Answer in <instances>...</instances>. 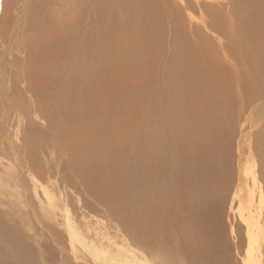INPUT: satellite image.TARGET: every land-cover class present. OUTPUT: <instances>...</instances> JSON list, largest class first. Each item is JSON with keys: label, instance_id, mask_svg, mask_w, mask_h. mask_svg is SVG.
<instances>
[{"label": "bare ground", "instance_id": "1", "mask_svg": "<svg viewBox=\"0 0 264 264\" xmlns=\"http://www.w3.org/2000/svg\"><path fill=\"white\" fill-rule=\"evenodd\" d=\"M194 2L196 26L183 0H29L15 42L24 6L0 0V191L27 175L43 212L57 183L106 206L112 242L65 213L95 264H264V0ZM14 222L0 213V264H39Z\"/></svg>", "mask_w": 264, "mask_h": 264}, {"label": "rangeland", "instance_id": "2", "mask_svg": "<svg viewBox=\"0 0 264 264\" xmlns=\"http://www.w3.org/2000/svg\"><path fill=\"white\" fill-rule=\"evenodd\" d=\"M35 1L36 0H32V4ZM201 1H203V0H201ZM205 1H207V2L208 1H214L213 3L214 4L216 3V0H205ZM219 1H221L220 4L222 5V7H221L222 9L220 11L218 10V12H219V14L224 16L225 15L224 11H225V8L227 6L226 4H227L228 0H219ZM18 2L22 6H24L23 7L24 11L23 12L20 11V15L22 17L18 18L19 23L18 22L16 23V28L12 27V28H14L13 31L15 32V34L13 35V39H15L14 40L15 42L19 38L22 39V35L27 34L30 31V28H27V26L25 24L26 21L23 23V20H26L27 17L29 18V15H30V9H28V8L31 5H29L30 4L29 0H18ZM183 3H185L188 6V9L184 10L182 12V14L184 13L183 18H184L185 22L188 24L190 21L193 24V26H196L200 22L199 20L201 17H200V12L198 11L197 6L195 5L194 0H183ZM47 6L49 7L50 11H55V10L60 9V4H57L55 2H49L47 4ZM18 10H21V7H19ZM25 11H27V12H25ZM22 26H24V27H22ZM16 29L18 30V32L15 31ZM20 29H21V31H20ZM16 33H17V35H16ZM18 36H21V37L18 38ZM16 38H18V39H16ZM15 42H14V44H16ZM14 44H12L14 46L13 47L14 49L12 48V50H13L12 55L17 56V53L15 54L14 52H17L16 46L18 45V43L16 44V46ZM2 49L3 48L0 46V52L2 51ZM22 113H25V112H22ZM1 118H2V116H1ZM1 118H0V121H1ZM20 120H22V117ZM36 122H37V124H43V121L41 119H36ZM12 135L13 134H11L10 136L12 137ZM9 139L11 140V138H9ZM13 139H14V137H13ZM0 142H1V137H0ZM8 147L9 146L7 144L6 145L3 144V147H0V148L4 149V151L0 149V151H1L0 152V163L3 166V170H5V169L7 170L8 164H5V163H8V160H9L8 157H11V152L13 151V148L11 151L10 149H8ZM5 151L8 152V154H6V156L4 154ZM5 157H7V159H5ZM10 163H11V161H10ZM1 165H0V173L2 172ZM10 167H11V165H10ZM14 170L16 172L19 171V168L17 165L14 167ZM28 178L30 179V177H28L27 175H24V178H23L24 180L21 181V183H23V187L26 189V192L23 189H20L19 194H18V190L16 192V190L14 189V185H12V184H11V187L14 189L13 192L11 193L12 196H10V194L6 190H3L2 192L0 191V213L1 212L4 213V212L8 211L10 213V216H14V219H15L14 223L17 224V226L22 230L21 232H22V234H24V238H25L24 240H26V242H28L30 245H32L35 249H38L41 247V250L43 252L44 257H42V259L38 258L39 264H95V262L93 261V259L89 255V253L85 252L84 250L79 249V250H76V252H72V249L70 248V245L68 243L67 232L65 230V213H70L71 217L74 219V221H76L75 223L77 225V224H79V222H81V220H83V219H81L80 214H82V213L86 214L88 212L90 215V216L88 215V218H90L93 222L96 221L91 226V233L94 236H96L95 234H97L98 237H102L105 234V236H108V238L110 239L109 240L110 242L115 241L116 237H114V236H116V234L119 235V230H121L120 226L118 225V221L111 215V213H109V210L106 208V206H104L103 204L98 203L96 201L94 202L93 199L85 198L80 193V191L76 188V186H77L76 184L71 185V186L65 185V187H64L61 184L59 186V184L57 183L55 185L54 195H55V198L57 199L56 201H58L57 203H59L60 205L58 204V207L53 211H49L48 213L43 212L42 211L43 208L41 206L45 205V202L42 205H40V203H39V200L42 197V186L40 185L37 187V189H36V191L38 192V196H37L35 194L33 184L30 182V180ZM3 183L4 182H0V188L3 187L2 186ZM61 186H62V188H61ZM19 195L22 197L21 202H22V199L25 200L27 198V200H28L26 203L27 205L23 204V205H21L22 207L20 206L21 210H20V208H18V206L15 207V204H17V197ZM15 200H16V202H15ZM89 200H91L92 203ZM12 202L15 203L14 206L12 205L13 204ZM85 202L90 203L89 205L91 207L85 205ZM92 204H94L96 206H93ZM99 207H101V208L98 209ZM235 208H236V205L234 204V209ZM234 209L228 210V218L226 220L229 221L230 225L233 224V227L236 226V228H238V234L243 239V241L245 243V240H246L245 239V237H246L245 236V225L237 214L233 215ZM14 210H15V212H14ZM19 214L21 216L20 220L17 219ZM104 214H105V216H104ZM100 222H101V224H99ZM107 224L110 226L114 224L116 227L113 225V227L111 226V228H110V227H108ZM81 226H83V224H81ZM93 226H96V227L93 228ZM99 226H101V228ZM116 228H117V231H116ZM98 231H99V233H98ZM106 231H108V232L106 233ZM108 233H110V234H108ZM113 233L114 234L116 233V234L114 235ZM105 238L106 237H104V240H105ZM105 241H102V242L104 243ZM93 243L95 245L101 244L100 240H99V242H96L95 238L93 239ZM103 243L101 245L104 246ZM111 246L112 247L109 246L108 249H110V252L115 253L116 252L115 251L116 246L114 244H112ZM243 248H245V244L243 245ZM134 249H136V248L134 247ZM87 258L89 260H87ZM237 264H241V254H240V256L237 257Z\"/></svg>", "mask_w": 264, "mask_h": 264}]
</instances>
